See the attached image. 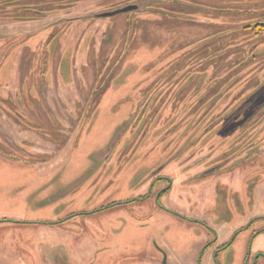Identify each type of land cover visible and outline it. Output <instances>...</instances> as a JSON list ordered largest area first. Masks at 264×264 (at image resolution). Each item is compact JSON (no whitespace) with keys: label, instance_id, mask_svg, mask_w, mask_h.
<instances>
[{"label":"rangeland","instance_id":"374dc122","mask_svg":"<svg viewBox=\"0 0 264 264\" xmlns=\"http://www.w3.org/2000/svg\"><path fill=\"white\" fill-rule=\"evenodd\" d=\"M39 2L34 19L0 13V264H161L157 248L187 264L202 227L151 200L108 206L145 190L165 159L200 157L196 179L234 178L257 197L221 202L188 181L206 200L174 194L183 208L227 226L264 210V32L243 29L264 21V0L251 13L189 9V21L161 0Z\"/></svg>","mask_w":264,"mask_h":264},{"label":"flooded vegetation","instance_id":"af4514ba","mask_svg":"<svg viewBox=\"0 0 264 264\" xmlns=\"http://www.w3.org/2000/svg\"><path fill=\"white\" fill-rule=\"evenodd\" d=\"M191 3V2H190ZM137 9V8H136ZM134 9V10H136ZM133 11V10H132ZM200 157H196V159H191L188 157L184 158H170L169 161L165 159L163 163L151 164L149 166V173L147 174V186L146 189L137 193L132 198H129L123 202L116 204L115 202L108 204V206H116V205H130L133 203H142L147 200L153 201L155 205H157L161 210L168 212L175 217L183 220L190 225H198L203 228L204 233L201 235L198 243L194 245L191 250V255L188 256L187 264H264V247L258 246L254 244L258 238L262 234H264V210L262 207L253 208L251 212L245 218H241L238 222L231 224V226L224 225L223 223H216V217L212 216L213 212L207 211L209 214H201L196 208H188L185 209L182 206L176 203L177 200L171 199V197L175 194H178L179 197H183L185 195L187 198H191L198 205L199 203H204L205 200L200 201L197 197L200 195L202 190L193 189V184L188 185L189 182H206L204 184H200V187H207L205 191V198L212 196L213 194L218 195L219 201L226 202L228 199L232 200L231 203L239 204V196L244 193L251 192L252 200H257L254 191L247 190V184L244 190L237 189L238 185L234 178L232 181L226 183L225 180H198L197 177L202 173L198 167V160H202ZM171 160L175 164H168ZM200 162V164H205ZM216 163V162H215ZM214 163V164H215ZM155 166V167H154ZM197 166V167H196ZM211 167V166H210ZM212 168V167H211ZM182 171L187 170V173L182 175ZM177 172V176L180 178L179 184L184 185L180 191L175 190L176 187L180 186L175 183V180L170 177L173 175L170 171ZM199 172H201L199 174ZM189 181V182H188ZM243 181L249 183L251 178H243ZM252 185V182H251ZM216 187V189H213ZM239 192V193H238ZM241 201V200H240ZM264 201L261 200L260 203ZM183 203V202H182ZM257 204V202H256ZM258 209L262 210V213L253 215ZM218 218V217H217ZM246 232L248 234L245 245H243L241 251L238 254L231 256H227V250L236 240V238L242 233ZM157 251L160 256V262L162 264L163 253L166 256V264H178L174 263L175 258L170 252H165L164 250L157 248ZM181 264H185L183 261Z\"/></svg>","mask_w":264,"mask_h":264},{"label":"trees","instance_id":"16d2710c","mask_svg":"<svg viewBox=\"0 0 264 264\" xmlns=\"http://www.w3.org/2000/svg\"><path fill=\"white\" fill-rule=\"evenodd\" d=\"M31 1L32 0H0V13L6 12V13H9V16H10V14H12L13 6H15L19 9L15 13L16 16L14 18H16V19H25L26 20V19H34V18L42 16L44 14V11L41 9H38V8H34V7L44 6V2H42V3L39 2L40 5L39 4L35 5L33 3H30ZM252 1L253 0H249V2L247 0H244L243 2H241V1L240 2L239 1H236V2L230 1L229 5H236V6L233 8L232 7H227V8L218 7L216 9V7H214V6H209L206 4L201 5L199 3H193L192 1H189V0H161V2L164 4L162 7L158 8L157 10L159 12L163 13L164 16L170 17V15H171V18H177V19L189 21L190 20L189 18H191V16H193L191 13L187 12V10H189V9L201 10L205 14V16H206V11H208V13H210V12L226 13V12L233 11L232 9H236V8H238V10H240V11H244L245 13H251L252 11H255V10L251 9V6H250ZM224 4L225 3H223L221 5L218 4V5L222 6ZM242 4H244V5H242ZM249 6H250V8H249ZM213 13H210V14H213ZM244 22H246V20ZM253 22H257V21L255 20V21L249 22V20H247V23L245 24V26L243 25V27H244L243 29L247 30L250 28L251 29L250 33H253L252 31L255 30V34L261 35L264 32V21L261 20L260 22H262V23H253ZM4 222L15 223V222H11V221H4Z\"/></svg>","mask_w":264,"mask_h":264},{"label":"water","instance_id":"95a60500","mask_svg":"<svg viewBox=\"0 0 264 264\" xmlns=\"http://www.w3.org/2000/svg\"><path fill=\"white\" fill-rule=\"evenodd\" d=\"M137 7L135 5H131V6H127V7H124L122 9H118L116 11H112V12H108V13H104L102 15H111V14H115V13H119V12H128V11H132L134 9H136ZM162 264H166V256L165 254L163 253V259H162Z\"/></svg>","mask_w":264,"mask_h":264}]
</instances>
